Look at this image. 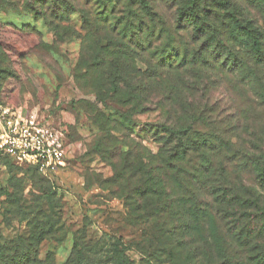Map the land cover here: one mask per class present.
Segmentation results:
<instances>
[{
  "label": "rangeland",
  "instance_id": "rangeland-1",
  "mask_svg": "<svg viewBox=\"0 0 264 264\" xmlns=\"http://www.w3.org/2000/svg\"><path fill=\"white\" fill-rule=\"evenodd\" d=\"M147 1L166 21L163 42L170 40L169 44L181 47L187 44L186 36L192 46H206L209 41L217 40L248 61L247 74L207 70V80H199L200 86L190 82L197 74L184 72L183 78L190 84L182 87H191L202 98V104H207L203 109L207 122L195 123L198 131H213L216 136L229 139L213 147L216 151L210 167L213 173L198 179L197 171L191 166L187 180L193 182L192 187L201 200L220 185L219 177L224 169L228 172L235 169L233 176H240L241 183L250 185L247 178L253 176L254 170L244 156L247 159L257 156L258 146L253 143L246 146L251 141L258 142V128L264 131V62L255 60L245 45L232 38L229 11L219 2H230L231 10H237L240 18L252 22L251 27L263 29L264 4L260 0L257 3L256 0H197V6L190 8V0ZM115 3L116 0H0V68H3L0 69V102L39 111L63 133L67 147L66 166L52 176L40 174L31 164H16L0 156V246L17 236L28 235L30 222L51 221L56 223V228L41 244L43 260L51 253L53 262L63 264L71 257L75 240L82 236L93 241L121 237L130 248L128 255L138 262L143 244L152 233H158L153 227L156 218H144L143 211H135L134 202L122 197L120 185L110 179L116 176L119 158L116 151L122 144L126 147V143L135 142L140 148L157 153L161 144L152 128L166 119L177 120L176 115L182 109L176 104L162 110L154 102L156 94L152 102L134 106L125 100L126 90L116 97L111 84L103 87L102 80L110 81V72L93 62L99 47L106 42L91 34V29L97 15L113 12ZM138 4L140 0H124L114 18L124 19ZM33 10L40 15L39 19ZM44 12L52 24L41 18ZM179 12L187 14L184 24L191 13L194 18L201 16L207 35L197 38L192 30L173 24ZM134 67L142 78L146 64L138 60ZM168 111L178 114L169 115ZM115 119L120 126L113 130L107 124ZM126 119L131 120L135 133L124 128ZM201 155L200 151L192 154L193 164ZM49 189L57 194L52 212ZM102 253L100 246L96 258L104 256Z\"/></svg>",
  "mask_w": 264,
  "mask_h": 264
},
{
  "label": "trees",
  "instance_id": "trees-1",
  "mask_svg": "<svg viewBox=\"0 0 264 264\" xmlns=\"http://www.w3.org/2000/svg\"><path fill=\"white\" fill-rule=\"evenodd\" d=\"M196 1L190 0L188 7H196ZM123 2L116 0L113 12L97 15L96 24L91 29V34L106 42L99 47L93 62L101 70L110 72V81L102 80L103 87L111 84L116 97L121 90H126L125 100L134 106L152 102V96L156 94L154 102L162 110L165 107L167 111L169 106L172 108L176 104L182 109L180 114L172 112L178 114L177 120L166 119L152 128L161 144L157 153L146 151L135 142L126 143V147L123 144L118 146L116 176L114 180L110 179L120 185L122 197L134 202L135 211H143L144 218H156L153 227L158 233H152L143 244L142 258L138 262L128 255L130 248L121 237L93 241L81 236L75 240L71 257L63 264H264V131L258 128V142L250 140L246 146L253 143L259 149L256 157L248 160L244 156L248 166L254 170L253 176L247 178L250 185L241 183L240 176H233L236 175L235 169L233 172L224 169L219 177L220 185L213 187L209 197L201 200L196 188L192 187L193 182L186 176L191 173V166L197 171L195 176L198 179L213 173L210 168L216 154L213 147L215 143L223 144L229 139L216 136L213 131H198L195 123L207 122L203 110L207 104H202V98L191 87L182 86H188L190 82L199 85V80H207V70L245 75L249 69L248 61L227 50L217 40L209 41L206 46H192L186 36L187 44L183 43L181 47L169 44L170 40L163 42L162 31L166 21L162 13L150 6L147 0H140V5L131 8L124 19L114 18ZM260 2L264 4V0ZM219 3L229 11L232 38L245 45L255 60L264 62V29L251 27L252 22L240 18L237 10H231L230 2ZM34 13L39 19L38 12ZM184 13L179 12L178 20L173 24L192 30L197 38L207 35L202 23L205 20L201 16L194 18L191 13L184 24V15H187ZM41 18L52 24L47 13ZM170 51H175V56H170ZM138 60L147 66L142 78L138 77L134 67ZM187 71L197 74L196 78L190 82L183 78ZM120 118L123 120L122 116ZM107 125L113 130L120 126L116 119L109 120ZM124 128H131L135 133L131 120L124 121ZM197 151L202 155L193 164L192 154ZM0 156L19 164L9 156ZM230 158L233 159L232 156ZM229 165L232 166L230 159ZM203 183L206 186V181ZM49 191L48 203L52 212L56 208L57 194L51 189ZM55 228L56 223L51 221L30 222L28 235L17 236L0 246V264H57L52 261L51 253L45 260L40 257L42 242ZM100 246L104 256L96 258V250Z\"/></svg>",
  "mask_w": 264,
  "mask_h": 264
},
{
  "label": "built area",
  "instance_id": "built-area-1",
  "mask_svg": "<svg viewBox=\"0 0 264 264\" xmlns=\"http://www.w3.org/2000/svg\"><path fill=\"white\" fill-rule=\"evenodd\" d=\"M0 154L52 176L67 164L63 133L36 110L0 103Z\"/></svg>",
  "mask_w": 264,
  "mask_h": 264
}]
</instances>
